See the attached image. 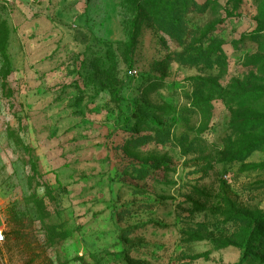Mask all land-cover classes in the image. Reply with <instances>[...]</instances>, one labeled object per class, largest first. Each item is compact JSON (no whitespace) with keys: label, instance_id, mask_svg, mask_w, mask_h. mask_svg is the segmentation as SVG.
Returning a JSON list of instances; mask_svg holds the SVG:
<instances>
[{"label":"rangeland","instance_id":"1","mask_svg":"<svg viewBox=\"0 0 264 264\" xmlns=\"http://www.w3.org/2000/svg\"><path fill=\"white\" fill-rule=\"evenodd\" d=\"M0 264H264V0H0Z\"/></svg>","mask_w":264,"mask_h":264},{"label":"trees","instance_id":"2","mask_svg":"<svg viewBox=\"0 0 264 264\" xmlns=\"http://www.w3.org/2000/svg\"><path fill=\"white\" fill-rule=\"evenodd\" d=\"M264 220V216H260L259 218H257L255 221L256 222H261V221H263ZM18 234V232H7L6 234H5V239H6V241H9V240H11V239H13V237H15L16 235ZM246 261V256H244L242 259H241V261H240V263L239 264H243L244 262Z\"/></svg>","mask_w":264,"mask_h":264},{"label":"built area","instance_id":"3","mask_svg":"<svg viewBox=\"0 0 264 264\" xmlns=\"http://www.w3.org/2000/svg\"><path fill=\"white\" fill-rule=\"evenodd\" d=\"M0 208H1V204H0ZM4 240H5V236L2 232V230L0 229V244H2L4 242Z\"/></svg>","mask_w":264,"mask_h":264}]
</instances>
